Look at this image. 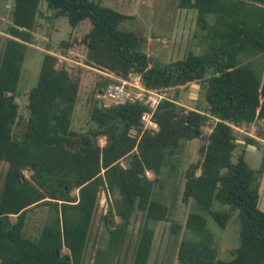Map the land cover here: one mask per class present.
Returning a JSON list of instances; mask_svg holds the SVG:
<instances>
[{"label":"trees","instance_id":"16d2710c","mask_svg":"<svg viewBox=\"0 0 264 264\" xmlns=\"http://www.w3.org/2000/svg\"><path fill=\"white\" fill-rule=\"evenodd\" d=\"M40 1L15 0L0 54V163L6 164L0 186V264H81L101 188L117 195L104 219L115 214L120 218L109 228L108 249L113 255L119 250L139 211L143 223L131 264H147L154 236L151 223L170 221L167 205L152 198L153 186L161 174L177 171L184 143L198 135L199 158L186 168L182 191L183 202L192 201L184 228L196 238L180 239L179 263L264 264V211L258 207L263 170L249 166L243 149L232 159L240 146L235 128L264 122L259 56L264 54V0H178L179 8L196 12L207 45L200 53L188 51L169 63L138 50L136 33L118 28L127 14L95 0H44L72 27L84 20L90 23L79 40L86 48L84 64L104 76L90 91L88 116L94 127L83 134L70 127L80 76L59 65L57 55L43 52L37 82L27 92L25 117L15 100ZM72 44L63 41L60 46L68 49ZM105 73L137 75L150 90L198 83V104L188 109L161 100L152 113L158 129H146L141 120L148 110L144 103L103 105L95 98L111 82ZM202 127L210 131L202 134ZM100 137L105 138L102 146ZM240 138L245 146L257 143L247 135ZM25 170L31 172L29 177ZM36 205H48L53 213L38 236L30 238L23 229L27 211ZM233 213L239 220L238 240L232 258L222 260L206 216L224 229ZM5 215L15 217L9 227ZM181 228L172 222L170 231L177 234ZM63 247L68 254L60 253ZM110 261L97 251V264Z\"/></svg>","mask_w":264,"mask_h":264},{"label":"rangeland","instance_id":"374dc122","mask_svg":"<svg viewBox=\"0 0 264 264\" xmlns=\"http://www.w3.org/2000/svg\"><path fill=\"white\" fill-rule=\"evenodd\" d=\"M103 5L109 6L129 17L122 21L118 28L122 31H133L140 38L137 49L147 55L158 59L161 63H169L182 59L188 51L200 53L207 45L204 41L206 31L198 30L196 24V12L191 9L178 7V0H95ZM8 0H0V54L3 47L4 30L10 23V9ZM212 21V17H208ZM90 23L88 20L81 21L72 27L67 18L55 15V11L47 6L44 0L39 3V11L36 17V26L33 31V41L26 49L25 57L21 63L20 76L17 84L15 100L19 105V112L22 116L27 115V92L36 84L41 65L43 52H51L57 55L58 64L65 66L74 74L80 76V87L78 98L72 114L71 129L77 134L86 133L94 124L88 116L90 102V91L97 81L101 80L103 71L84 64L86 48L79 43L80 38L88 31ZM73 41L68 49L61 48V42ZM263 62L261 80L264 84V54H260ZM257 56V57H259ZM136 77V75H134ZM176 90L178 95L176 94ZM174 99L180 106L188 109L196 108V99L199 96V84L191 83L172 89ZM97 94H95V98ZM237 130L236 139L240 146H237L232 154L235 160L243 149L244 160L253 169H262L259 181L258 207L264 211V122L256 120L251 124H245ZM202 134L210 131L209 127H202ZM132 133H135L133 130ZM241 135L254 138L257 143L245 146V140ZM99 145H104L105 138L100 137ZM202 142V136L186 141L182 151L179 153V166L172 176L167 173L161 174V179L155 183L152 191V198L159 200L168 207V218L170 221L152 222L154 229L151 252L147 264H180L176 257L177 245L180 239H195V234L184 228L187 213L192 209V201L184 203L182 191L184 185V172L188 165L196 162L199 158L198 148ZM250 145V146H249ZM6 169L5 163H0V186ZM31 172L24 171L29 177ZM149 178L153 174L147 172ZM77 190L72 193L75 194ZM104 189H100L96 209L92 216L88 238L84 249L81 264H97V251L110 257V264H131L138 229L143 223L142 213L137 211L133 217L132 224L128 226L125 239L119 250L113 255L108 249L109 228L120 222L118 215L104 216L108 211L110 202L114 197ZM53 211L48 205H36L31 207L26 214L24 234L30 238H36L43 223L52 215ZM207 217V226L213 234V246L217 249V257L222 260L231 259L234 247L238 240L239 220L236 213H233L227 226L221 229L214 220ZM10 222L15 220L11 216ZM172 222L182 226L177 234L170 231ZM109 250V251H108ZM60 253L68 254L63 247ZM112 258V259H111Z\"/></svg>","mask_w":264,"mask_h":264},{"label":"built area","instance_id":"2783aa9c","mask_svg":"<svg viewBox=\"0 0 264 264\" xmlns=\"http://www.w3.org/2000/svg\"><path fill=\"white\" fill-rule=\"evenodd\" d=\"M105 75L111 78V82L102 91H99L96 97L103 102V105L144 103L148 110L144 111L141 116L143 128L158 129L156 122L152 119V113L161 100L179 103L174 99V94L171 92L174 88L150 90L143 87L137 75L134 77L132 74L129 78H122L113 73H105Z\"/></svg>","mask_w":264,"mask_h":264},{"label":"water","instance_id":"95a60500","mask_svg":"<svg viewBox=\"0 0 264 264\" xmlns=\"http://www.w3.org/2000/svg\"><path fill=\"white\" fill-rule=\"evenodd\" d=\"M9 2V6L12 8L14 6L15 0H8ZM250 146V145H249ZM32 169H34V167H32ZM4 220L7 223L8 227L10 226V221L7 215L4 216ZM56 254L58 255V252L56 251ZM66 260H68V257L66 258Z\"/></svg>","mask_w":264,"mask_h":264}]
</instances>
